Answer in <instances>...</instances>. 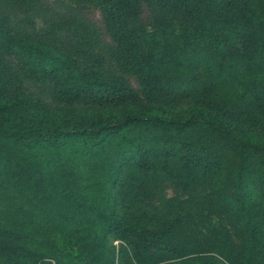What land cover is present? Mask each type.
<instances>
[{"label": "trees", "instance_id": "obj_1", "mask_svg": "<svg viewBox=\"0 0 264 264\" xmlns=\"http://www.w3.org/2000/svg\"><path fill=\"white\" fill-rule=\"evenodd\" d=\"M61 1L0 0V264H264V0Z\"/></svg>", "mask_w": 264, "mask_h": 264}, {"label": "rangeland", "instance_id": "obj_2", "mask_svg": "<svg viewBox=\"0 0 264 264\" xmlns=\"http://www.w3.org/2000/svg\"><path fill=\"white\" fill-rule=\"evenodd\" d=\"M49 3H53L55 1H60V2H63L61 0H47ZM84 14L87 18H89L91 21H93L94 23H96L98 26H101V15H100V12L99 10L94 7V6H90V7H87L84 11ZM149 17V14L146 13V15L143 16V21L144 23H146V19H148ZM37 26L38 27H41L42 26V23L40 21L37 22ZM168 195H171V192L168 191L167 192Z\"/></svg>", "mask_w": 264, "mask_h": 264}]
</instances>
